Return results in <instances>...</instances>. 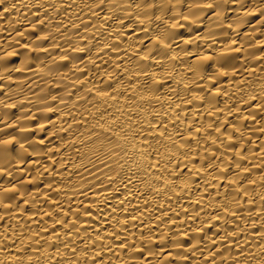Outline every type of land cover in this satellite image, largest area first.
<instances>
[{"label":"clouds","instance_id":"clouds-1","mask_svg":"<svg viewBox=\"0 0 264 264\" xmlns=\"http://www.w3.org/2000/svg\"><path fill=\"white\" fill-rule=\"evenodd\" d=\"M0 264H264V0H0Z\"/></svg>","mask_w":264,"mask_h":264}]
</instances>
